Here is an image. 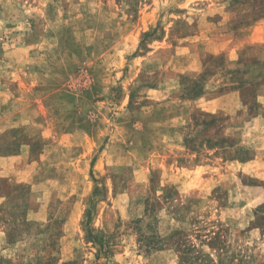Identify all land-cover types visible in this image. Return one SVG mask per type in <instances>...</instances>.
Segmentation results:
<instances>
[{
	"label": "rangeland",
	"instance_id": "1",
	"mask_svg": "<svg viewBox=\"0 0 264 264\" xmlns=\"http://www.w3.org/2000/svg\"><path fill=\"white\" fill-rule=\"evenodd\" d=\"M0 264H264V0H0Z\"/></svg>",
	"mask_w": 264,
	"mask_h": 264
}]
</instances>
